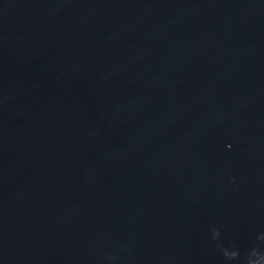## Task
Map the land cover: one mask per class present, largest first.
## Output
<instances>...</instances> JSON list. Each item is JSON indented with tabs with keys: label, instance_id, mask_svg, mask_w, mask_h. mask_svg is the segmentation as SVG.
<instances>
[{
	"label": "water",
	"instance_id": "1",
	"mask_svg": "<svg viewBox=\"0 0 264 264\" xmlns=\"http://www.w3.org/2000/svg\"><path fill=\"white\" fill-rule=\"evenodd\" d=\"M262 236L264 0H0V264H247Z\"/></svg>",
	"mask_w": 264,
	"mask_h": 264
},
{
	"label": "clouds",
	"instance_id": "2",
	"mask_svg": "<svg viewBox=\"0 0 264 264\" xmlns=\"http://www.w3.org/2000/svg\"><path fill=\"white\" fill-rule=\"evenodd\" d=\"M213 238H219V232H213ZM261 240H264V236L260 237ZM224 256L228 260H236L239 257V253L237 251H228L227 249L223 250ZM247 264H264V255H261L256 249H253L251 255L248 258Z\"/></svg>",
	"mask_w": 264,
	"mask_h": 264
}]
</instances>
